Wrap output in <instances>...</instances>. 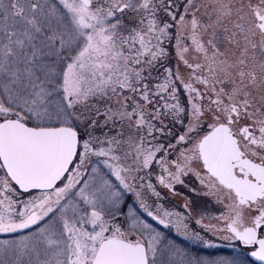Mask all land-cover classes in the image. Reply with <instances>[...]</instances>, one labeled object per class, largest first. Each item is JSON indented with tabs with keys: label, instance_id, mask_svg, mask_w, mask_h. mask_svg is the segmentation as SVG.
I'll return each mask as SVG.
<instances>
[{
	"label": "snow or ice",
	"instance_id": "1",
	"mask_svg": "<svg viewBox=\"0 0 264 264\" xmlns=\"http://www.w3.org/2000/svg\"><path fill=\"white\" fill-rule=\"evenodd\" d=\"M0 234V264H264V0H0Z\"/></svg>",
	"mask_w": 264,
	"mask_h": 264
},
{
	"label": "rangeland",
	"instance_id": "2",
	"mask_svg": "<svg viewBox=\"0 0 264 264\" xmlns=\"http://www.w3.org/2000/svg\"><path fill=\"white\" fill-rule=\"evenodd\" d=\"M7 237L0 236V239H5ZM216 243L219 245V251L215 249H201L200 254L206 255V256H215L218 254H227L229 252V249L227 248V245L222 243L221 241H216Z\"/></svg>",
	"mask_w": 264,
	"mask_h": 264
},
{
	"label": "flooded vegetation",
	"instance_id": "3",
	"mask_svg": "<svg viewBox=\"0 0 264 264\" xmlns=\"http://www.w3.org/2000/svg\"><path fill=\"white\" fill-rule=\"evenodd\" d=\"M0 236H4V235L0 234Z\"/></svg>",
	"mask_w": 264,
	"mask_h": 264
}]
</instances>
